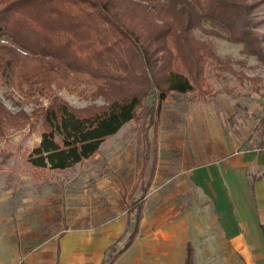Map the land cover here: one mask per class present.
<instances>
[{"label":"rangeland","instance_id":"374dc122","mask_svg":"<svg viewBox=\"0 0 264 264\" xmlns=\"http://www.w3.org/2000/svg\"><path fill=\"white\" fill-rule=\"evenodd\" d=\"M252 1H257L250 2L256 3L251 11L255 36L249 35L257 40L254 52L243 41L195 28L194 38L211 47L212 53L205 57L195 90L168 95L157 117L143 111L138 119L125 123L118 135L104 140L95 159L68 169H39L27 161L40 141L43 110L56 97L80 111L100 106L107 102V93L118 92L122 85L108 86L85 76H71L66 70L51 73L44 84L22 81L20 65L0 69V238L20 239L29 255L59 253L64 230L83 232L115 216L116 211L125 217L132 168L141 163L142 143L145 148L148 145L152 159L154 128L160 159L172 157L170 168L181 169L178 178L187 181L189 196L205 194L197 200L198 206L203 202L205 208L220 211L231 197L237 209L243 208L242 195L251 187L239 175V183L233 182L227 173L229 164L264 152V0ZM203 28L211 27L203 24ZM34 68L39 69L24 70ZM149 100L144 99L143 105L149 106ZM248 149L253 152L246 153ZM155 184L162 194L176 189L173 181L152 187ZM141 193L138 188L133 195ZM206 220L210 221L209 216ZM131 226H126L118 240H109L106 257L124 245Z\"/></svg>","mask_w":264,"mask_h":264},{"label":"trees","instance_id":"16d2710c","mask_svg":"<svg viewBox=\"0 0 264 264\" xmlns=\"http://www.w3.org/2000/svg\"><path fill=\"white\" fill-rule=\"evenodd\" d=\"M252 0H0V69L20 65L25 81H50L66 70L96 82L120 83L100 106L76 110L56 97L43 110L39 143L27 161L63 170L92 159L100 145L143 111L160 114L172 93H190L200 82L211 47L193 30L243 41L257 48ZM203 24L211 27L203 28ZM255 36V35H254ZM250 37H253L250 39ZM33 66L39 69L25 72ZM46 69L50 70L45 73ZM63 72V71H62ZM70 74V73H69ZM67 74V75H69ZM195 83V84H194ZM102 91V90H101ZM149 98V106L143 100ZM145 106V107H144ZM1 107V106H0ZM142 200H133L134 225L113 261L137 233ZM184 264H193L187 246Z\"/></svg>","mask_w":264,"mask_h":264},{"label":"crops","instance_id":"0c3cea01","mask_svg":"<svg viewBox=\"0 0 264 264\" xmlns=\"http://www.w3.org/2000/svg\"><path fill=\"white\" fill-rule=\"evenodd\" d=\"M157 132L154 128L152 159L149 161L148 145L145 148L146 143H142L141 163L135 170L132 168L133 182L126 194L125 217L116 211L115 216L83 232L64 230L59 253L49 250L29 255L26 245L21 248L20 239L5 236L0 238V264H101L106 258L105 250L111 245L109 240H118L127 225L133 228L134 219L128 218L133 215L129 213L133 200H142L137 233L112 264H184L188 245L192 248L193 264H264V152L231 161L227 173L234 177L233 182L239 183L236 178L239 175L240 181L244 179L251 189L242 195L243 208L237 209L230 197L217 212L216 208H205L203 202L198 206L197 200L204 199L203 192L188 195L187 181L178 178L181 169L170 168L172 157L160 159L156 151ZM250 152L253 150L246 153ZM172 181L176 189L166 194L156 184L152 187L153 183L165 185ZM138 188L142 193L135 197L133 192ZM236 195L241 198L240 193ZM208 216L210 221L206 220Z\"/></svg>","mask_w":264,"mask_h":264}]
</instances>
